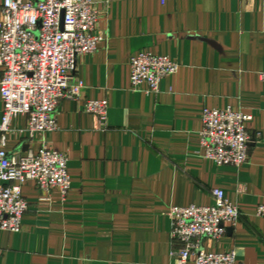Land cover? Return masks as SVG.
<instances>
[{"label": "crops", "instance_id": "0c3cea01", "mask_svg": "<svg viewBox=\"0 0 264 264\" xmlns=\"http://www.w3.org/2000/svg\"><path fill=\"white\" fill-rule=\"evenodd\" d=\"M91 1L105 39L76 59L80 97L61 100L56 131L30 132L21 114L5 135L11 153L43 143L65 153L70 189L22 185L28 208L18 232L0 229V264H176L169 209L212 205L213 188L240 218L220 240L205 238L204 252L235 250L236 264H264V217L255 213L264 204V0ZM143 51L179 64L157 93L131 85L130 57ZM86 99L107 100L105 129ZM205 107L251 115L247 127L259 136L241 166L204 156Z\"/></svg>", "mask_w": 264, "mask_h": 264}, {"label": "built area", "instance_id": "2783aa9c", "mask_svg": "<svg viewBox=\"0 0 264 264\" xmlns=\"http://www.w3.org/2000/svg\"><path fill=\"white\" fill-rule=\"evenodd\" d=\"M98 11L91 0H4L0 19V229L18 232L28 203L22 185L33 181L39 190L70 189L67 156L43 143L25 155L5 149L12 118L27 116V130L51 133L58 129L56 111L62 99H78L84 82L73 78L79 55L92 53L105 39L95 33ZM133 87L145 83L157 93L162 77L177 72L179 64L168 56L138 52L130 57ZM264 79V74H261ZM106 99L84 100V110L96 116L105 129ZM251 115L232 108H203L199 132L204 156L218 165L239 167L248 159L255 139L247 123ZM212 205L171 206V237L176 242V264H236L235 250L206 253L205 238L220 240L226 226L240 218L238 207L220 188H213ZM256 215L264 217V204Z\"/></svg>", "mask_w": 264, "mask_h": 264}]
</instances>
